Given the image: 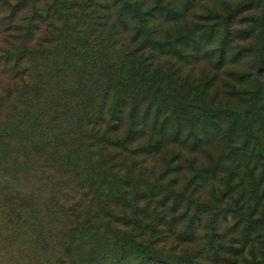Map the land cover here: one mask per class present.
<instances>
[{
  "label": "trees",
  "instance_id": "1",
  "mask_svg": "<svg viewBox=\"0 0 264 264\" xmlns=\"http://www.w3.org/2000/svg\"><path fill=\"white\" fill-rule=\"evenodd\" d=\"M149 1L0 0V264H264V84L183 74L216 24Z\"/></svg>",
  "mask_w": 264,
  "mask_h": 264
},
{
  "label": "rangeland",
  "instance_id": "2",
  "mask_svg": "<svg viewBox=\"0 0 264 264\" xmlns=\"http://www.w3.org/2000/svg\"><path fill=\"white\" fill-rule=\"evenodd\" d=\"M149 2H152L150 0ZM147 2V3H149ZM176 3L181 4L185 0H175ZM212 12L221 13L225 15V24L222 22L214 23ZM233 11L234 17L226 22V17ZM190 15H193V21H204L199 16L206 17L208 21L203 23L216 24L213 39L210 42H205L199 37L200 48L197 54L201 58L192 65L185 66L183 74L190 73L194 78H199L203 73V81H213L216 84H231L238 88L243 87L239 83L240 79L236 76L237 72H242L250 75L249 82L256 86L259 82L264 84V30L259 29V24L264 19V0H194L193 7L191 8ZM213 20V21H212ZM202 26L195 24L194 28H201ZM206 29V28H205ZM224 43V46L221 43ZM223 50L224 60H220V49ZM219 63L223 65L220 66ZM217 63V64H216ZM261 66L262 71L258 72L257 67ZM191 69V70H190ZM228 144H217L211 150H224ZM183 170L178 176V184L175 188L184 183L187 176L191 175L190 166L183 163ZM158 169V164L154 162ZM172 174L165 176V185L167 184L168 177ZM216 186V185H215ZM213 190L207 192H215ZM206 191V190H205ZM179 226L183 225L179 221ZM205 229L198 231V239L189 244L192 253L198 251L207 242L202 235ZM170 241L165 244V252H171ZM181 248H177L172 253H180ZM246 254V251H245ZM14 257L15 253H12ZM260 256V248H255L254 257ZM8 257V256H7Z\"/></svg>",
  "mask_w": 264,
  "mask_h": 264
}]
</instances>
